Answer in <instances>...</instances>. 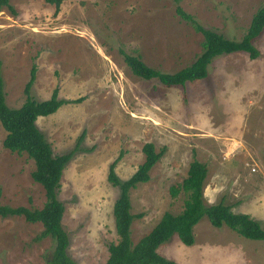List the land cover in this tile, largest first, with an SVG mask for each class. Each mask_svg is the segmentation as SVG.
Instances as JSON below:
<instances>
[{"label":"rangeland","instance_id":"obj_1","mask_svg":"<svg viewBox=\"0 0 264 264\" xmlns=\"http://www.w3.org/2000/svg\"><path fill=\"white\" fill-rule=\"evenodd\" d=\"M10 5L12 10L0 12L8 106L25 103L34 66V99L47 100L58 88L61 99L82 100L37 121L55 155L72 151L85 133L59 193L69 254L78 264H104L109 245L118 242L113 208L119 190L108 181L109 168L121 156L116 173L127 181L144 163L148 143L166 152L150 181L130 193L132 214L143 216L132 225L134 245L165 213L184 210L187 196L173 197L171 188L187 177L193 160L209 167L207 204L224 199L234 213L253 216L264 229V32L254 44L261 53L257 60L244 53L220 56L207 79L185 87L137 78L122 54L140 55L149 67L176 73L196 60L203 41L177 15L178 5L203 27L239 42L264 0H64L59 12L44 0H11ZM6 136L0 124L1 204L40 210L46 195L32 179L34 162L6 150ZM228 137L239 140L231 142L237 147L226 143ZM233 148H240L233 161L223 160ZM237 169L243 175L249 169L258 180L246 183ZM42 231L41 223L24 217H0V264H46L53 242L35 241ZM194 233L193 246L174 235L158 253L176 264H264V241L243 238L226 226L215 228L207 217Z\"/></svg>","mask_w":264,"mask_h":264},{"label":"trees","instance_id":"obj_2","mask_svg":"<svg viewBox=\"0 0 264 264\" xmlns=\"http://www.w3.org/2000/svg\"><path fill=\"white\" fill-rule=\"evenodd\" d=\"M44 1L55 6L57 12L64 2V0ZM176 1L179 2V0ZM10 2L11 0H0V12L5 8L12 10ZM176 13L182 20L189 23L195 32L202 35L200 55L190 66L170 74L149 67L140 55L136 56L123 51L126 66L137 78L144 81L158 80L166 88L185 87L187 83L207 79L209 67L220 56L244 53L252 61L260 57L261 53L254 44L264 32V7L255 13L244 38L239 42L203 27L193 16L185 13L179 5ZM36 79L37 66H34L24 89L25 103L20 108H10L6 101L0 63V124L7 132L3 142L4 148L11 153L25 154L34 162L35 170L32 173V179L43 187L46 202L40 210L4 206L1 204L2 191L0 190V217L4 219L24 217L28 223L42 224L43 231L35 238V241L51 239L53 242V250L46 264H78L69 254L71 238L63 225L65 206L59 199V193L64 170L75 154L81 150L79 143L83 140L85 133L79 138L78 145L72 151L55 155L46 136L38 128L37 121L40 117L55 114L64 105L75 104L82 100L61 99L59 89L56 88L49 99L38 101L33 98L31 92ZM165 152V148L157 152L153 144H146L143 147L144 163L127 181L120 180L116 173L121 156L111 164L108 181L119 190V196L113 208L118 242L109 245V257L104 264H176L161 256L158 249L170 241L174 235H177L183 245L193 246L195 243L194 229L204 217H207L215 228L226 226L243 238L264 241V229L261 223L250 215L234 213V206L226 204L224 199L214 205L207 204L204 184L209 173L208 166L198 160H193L190 163L187 177L182 183L171 188L173 197H177L181 192L187 196L184 210L178 215L165 213L153 230L134 245L131 237L132 225L135 219L143 216L132 214L130 193L138 185L150 181L153 168Z\"/></svg>","mask_w":264,"mask_h":264},{"label":"crops","instance_id":"obj_3","mask_svg":"<svg viewBox=\"0 0 264 264\" xmlns=\"http://www.w3.org/2000/svg\"><path fill=\"white\" fill-rule=\"evenodd\" d=\"M243 136V135H242ZM224 138H226V137H224ZM236 137H228L227 139H225V141H226V143H228V144H230L232 141L234 142V143H236V144H239V140L237 141V139H235ZM216 140H218V139H216ZM233 143H231V145H232ZM236 144H233V146L232 147H237V145ZM249 148H250V146H248ZM240 148H237V150H236V148H233V151H234V153L232 154V152H229V151H226V152H224V156L225 157H223L222 159L223 160H227V161H233V159L236 157V151H238ZM241 149H243L244 151H246V152H248L249 151V149L246 147V145H243L242 144V148ZM251 149V148H250ZM238 152H240V151H238ZM230 163H228L227 165H229ZM226 165V166H227ZM226 166H224V167H226ZM235 167H236V164H235ZM209 168V167H208ZM242 172V170H236V171H234V173L235 174H242L241 173ZM241 180H245L246 181V183H250V182H252V181H256V180H258L257 179V177H254V175H252L251 173H250V171H249V169H248V172H245V174L243 175L242 174V179ZM253 217V216H252Z\"/></svg>","mask_w":264,"mask_h":264},{"label":"built area","instance_id":"obj_4","mask_svg":"<svg viewBox=\"0 0 264 264\" xmlns=\"http://www.w3.org/2000/svg\"><path fill=\"white\" fill-rule=\"evenodd\" d=\"M251 171H252L253 173H255V172L257 171V169H256V168H253Z\"/></svg>","mask_w":264,"mask_h":264}]
</instances>
